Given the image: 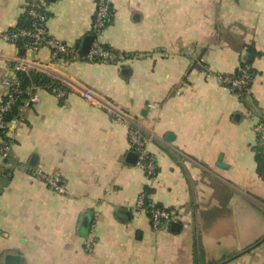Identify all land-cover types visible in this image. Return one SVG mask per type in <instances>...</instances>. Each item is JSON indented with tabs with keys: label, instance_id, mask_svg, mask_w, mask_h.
<instances>
[{
	"label": "crops",
	"instance_id": "crops-1",
	"mask_svg": "<svg viewBox=\"0 0 264 264\" xmlns=\"http://www.w3.org/2000/svg\"><path fill=\"white\" fill-rule=\"evenodd\" d=\"M25 2L0 0V34L25 19ZM109 3L98 39L129 56L120 64L54 59L45 46L20 52L0 38V102L1 80L19 58L30 66L26 81L40 73L67 92L59 98L31 82L38 101L23 100L8 121L0 264L6 255L17 264H264V177L253 130L264 119V0ZM93 10L94 0H49L45 31L76 47ZM243 61L254 76L238 96L216 76ZM129 123L148 138L153 177L131 162ZM37 168L58 171L62 190L34 177ZM145 189L174 221L152 228L135 208Z\"/></svg>",
	"mask_w": 264,
	"mask_h": 264
},
{
	"label": "built area",
	"instance_id": "built-area-1",
	"mask_svg": "<svg viewBox=\"0 0 264 264\" xmlns=\"http://www.w3.org/2000/svg\"><path fill=\"white\" fill-rule=\"evenodd\" d=\"M49 0H26L22 14L28 21V25L15 26L0 34V38L6 42L16 43L19 39H25L23 47L25 49H38L45 46L49 48L52 58L63 60H75L79 58L88 61L106 62L120 64L129 58L121 51L112 49L103 45L98 39L99 34L107 25L111 15L109 0H94V10L89 35L93 36L92 43L85 55L79 53L78 48L66 45L64 42L51 37L45 31L46 21L48 19L47 7ZM239 73L218 74L216 77L220 83L225 85L232 93L240 96L245 95L250 87L254 76L250 65L240 66ZM30 66L21 58L14 64L12 72L1 80L6 87L4 97L0 104V157L5 159L9 155L10 140L5 136L8 125L6 113L11 107L20 100V95L24 92L27 96L24 99L26 105L38 101L29 87L24 90L20 88L21 78L27 76ZM51 92L59 98L66 95V91L59 87H53ZM82 95L92 102H95L92 92L85 88L82 89ZM128 127V144L132 153L136 155V164L141 167L147 177H153L157 172V163L155 158L146 150L148 138L140 132L132 123ZM253 130L255 133L256 146L264 149V119L258 118L254 121ZM32 175L40 179L47 187L54 191H61L60 173L58 171L45 172L41 169H35ZM145 191L138 193L135 208L144 211L151 223L152 228L159 229L162 225L175 220L176 213L169 208L158 206L152 202L145 205ZM93 246L92 237L84 240V248L91 251Z\"/></svg>",
	"mask_w": 264,
	"mask_h": 264
},
{
	"label": "trees",
	"instance_id": "trees-1",
	"mask_svg": "<svg viewBox=\"0 0 264 264\" xmlns=\"http://www.w3.org/2000/svg\"><path fill=\"white\" fill-rule=\"evenodd\" d=\"M25 20H26V18L22 20V22L20 23L19 26H24V25H26V24H25ZM108 22H109V20H108ZM108 22H107V23H108ZM24 40H25V39H19V40H17L16 43H15V44L18 46L20 52H23V50L25 49V48L23 47ZM78 47H79V45L76 46V48H78ZM254 54H256V55H260L261 53L255 51ZM244 65H250V64L247 63L246 61L241 62V65H240V66L242 67V66H244ZM253 72H254V71H253ZM238 73H239V68H237L232 74H233V75H237ZM25 77H26V76H23V77L21 78L20 88H21L22 90H24L26 87H28L29 83L32 82V83H34L35 85L46 86V88H47L49 91H51L53 87H59V88H62V89H64V90L66 91L65 87H64L63 85H61V83H59L58 81H54V80L50 79L49 77H47V76H45V75H43V74H40V73H34V74L31 75V78H30V80H28V81L25 80ZM26 96H27V95H26L24 92L21 93V95H20V100H19L18 102H16V103L11 107V109L6 113V117H5L6 120L9 121L10 119L15 118V117L17 116L19 105L23 102V100L26 98ZM240 96H243V95H240ZM0 104H1V102H0ZM262 155H263V152L258 151L257 148H256L257 171H258V174H259L261 177H264V168H263V164H262V162H261V158H260V156H262ZM144 191H145V198H144L145 202H144V203H145V205H147V204H149V202H150V200H149V198H148V193H149V191H148L147 189H145ZM156 205H158V206H162V205H160V204H156Z\"/></svg>",
	"mask_w": 264,
	"mask_h": 264
},
{
	"label": "water",
	"instance_id": "water-1",
	"mask_svg": "<svg viewBox=\"0 0 264 264\" xmlns=\"http://www.w3.org/2000/svg\"><path fill=\"white\" fill-rule=\"evenodd\" d=\"M26 24L28 25V21L26 22ZM92 40H93V36L92 35H86L80 45H79V53L82 54V55H85L92 43ZM27 78L25 77V80ZM259 150L260 151H263V148L262 147H259ZM129 157L131 159V162H135L136 163V155L134 153H130L129 154ZM5 260H6V264H17V256L15 255H6L5 257Z\"/></svg>",
	"mask_w": 264,
	"mask_h": 264
}]
</instances>
